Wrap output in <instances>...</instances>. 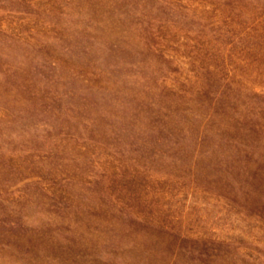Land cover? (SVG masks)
Instances as JSON below:
<instances>
[{
	"label": "rangeland",
	"instance_id": "1",
	"mask_svg": "<svg viewBox=\"0 0 264 264\" xmlns=\"http://www.w3.org/2000/svg\"><path fill=\"white\" fill-rule=\"evenodd\" d=\"M0 264H264V0H0Z\"/></svg>",
	"mask_w": 264,
	"mask_h": 264
}]
</instances>
